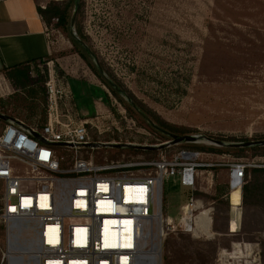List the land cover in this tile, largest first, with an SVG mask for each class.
Instances as JSON below:
<instances>
[{
	"label": "rangeland",
	"instance_id": "obj_1",
	"mask_svg": "<svg viewBox=\"0 0 264 264\" xmlns=\"http://www.w3.org/2000/svg\"><path fill=\"white\" fill-rule=\"evenodd\" d=\"M76 9L69 32L58 25L56 17L48 23L54 52L30 66L24 84L0 77V112L28 124L45 123L46 81L52 64L59 80L74 96L66 107L78 113L77 119L93 118L88 125L91 140L143 145L170 140L165 134H157L133 106L129 109L126 96L112 93L89 67L68 37L74 33L79 38L80 31L82 42L93 53L92 62L96 66L98 63L105 76L153 120L191 130L178 135H202L225 142L264 139V0H77L72 16ZM4 124L0 120V130ZM220 147L202 138L193 143L183 141L175 148L204 152L207 155H202L203 160L216 164L238 159L264 164V145L245 147L243 151ZM81 153L88 156L91 150ZM158 153L102 146L93 155L101 163L138 156L152 158ZM225 169L228 167L206 169L201 182L204 187L195 191L203 193L195 196L205 207H213L215 231L224 229L228 217L223 196L227 179L221 174L222 170L228 173ZM208 179L212 188H207ZM164 186V216L176 222L179 205L187 201L191 191L176 178H170ZM17 240L33 250L30 234ZM14 241L7 239L0 221V264H8V250ZM243 241L246 244H240L243 250L239 254L228 251L232 242ZM249 243L252 249L247 252L244 246ZM263 244L264 239L243 240L238 235L207 239L175 231L164 241L163 264H264ZM13 252L33 264L30 252Z\"/></svg>",
	"mask_w": 264,
	"mask_h": 264
},
{
	"label": "built area",
	"instance_id": "obj_2",
	"mask_svg": "<svg viewBox=\"0 0 264 264\" xmlns=\"http://www.w3.org/2000/svg\"><path fill=\"white\" fill-rule=\"evenodd\" d=\"M46 93L45 123L19 119L0 130V221L8 240L32 236L33 264H163L164 241L172 232L213 235V208L194 195L201 188L202 170L228 167L230 187L237 188L248 167L262 165L242 159L206 162L204 152L175 148L170 140L161 143L166 145L156 157L96 162L93 152L104 142L91 140L93 118L77 119L78 113L66 107L74 96L52 64ZM95 108L98 118L97 103ZM82 150L91 153L85 156ZM170 178L191 191L176 222L164 216V185ZM121 227L127 228L128 243L112 245L113 231L119 241ZM13 251L8 250V264ZM14 264L21 263L16 259Z\"/></svg>",
	"mask_w": 264,
	"mask_h": 264
},
{
	"label": "crops",
	"instance_id": "obj_3",
	"mask_svg": "<svg viewBox=\"0 0 264 264\" xmlns=\"http://www.w3.org/2000/svg\"><path fill=\"white\" fill-rule=\"evenodd\" d=\"M51 1L61 2L65 0H0V77H5L4 70L6 68L47 58L53 54L54 42L48 24L39 10V8H45ZM2 121L6 123L11 120ZM225 170H228L229 173V169ZM206 171L208 170H202L200 189L204 187H202L201 182L202 175ZM209 172L213 173L212 171ZM228 173L224 170L221 171V174L227 179V189L223 196L229 208L228 217L224 229L215 231L213 228L214 209H212V237L215 235H238L243 240H263L264 164L248 167L245 172L244 184L237 188L230 187ZM176 180L178 181L177 178ZM206 183L208 184L207 188L213 187L212 180L208 179ZM185 203L186 199L180 203L179 210L180 206ZM235 244H239L238 248L241 250L246 242H232L228 250L231 254L240 253ZM250 244L244 246L245 251L248 252L252 249ZM253 245L256 248L257 243L254 242ZM223 250L226 251V249Z\"/></svg>",
	"mask_w": 264,
	"mask_h": 264
},
{
	"label": "trees",
	"instance_id": "obj_4",
	"mask_svg": "<svg viewBox=\"0 0 264 264\" xmlns=\"http://www.w3.org/2000/svg\"><path fill=\"white\" fill-rule=\"evenodd\" d=\"M76 4H77V0H65V1H61V2H59V1H51V2H49V4L45 8H39V10H40V12H41V14H42V16L45 19L47 24L50 23L51 20L56 17L58 19V25L61 28H63V30H65L66 32H69V30L71 28V24L70 23H71L72 12H73ZM77 35L79 37L78 40L74 37V35L68 34V37L70 38L72 43H74L76 45L77 51L79 52L81 57L86 61V63L89 65V67L95 72V74L100 79H102L104 84L112 91V93H114L116 96H118L119 93L115 90V88L113 86H111L105 80V78H104L105 74H102L99 71L98 63H97V66H96V64L92 62V60H91V55L93 54L92 51L90 50V48L88 46H85L84 44H82V39H84V35L80 31L77 33ZM45 60H46V58H43V59H40V60H33L32 62H27V63L21 64L19 66L6 68L4 70V74H5V76L7 78H9L11 80H15V82H17L18 85L24 84V82L27 80L30 66L32 64H35V63H38V62H43ZM136 104L140 107L138 102H136ZM128 108L131 109V110L133 109L132 105L129 102H128ZM143 110L147 114H149L145 109H143ZM154 122L156 124L160 125L161 127L165 128V129H167V130H169L171 132L177 133V134L178 133L185 134V133L191 132V130H188L186 128H175V127H172L169 124H167L166 122L161 121V120L156 119V118L154 119ZM154 131L157 134L165 136L164 134H162L161 132H159L157 130H154ZM228 140L230 141V140H236V139L230 138ZM188 142L193 143V141H188ZM201 148L202 149H207L209 151H214L213 147L206 148V146H203ZM220 149L227 150V151H233V150L243 151L246 148L245 147L235 148V147L221 146ZM138 150L144 151V150H141V149H138ZM195 194L196 195H202L203 193L197 191V192H194V195ZM226 204H227V202H226ZM227 207H228V204H227Z\"/></svg>",
	"mask_w": 264,
	"mask_h": 264
},
{
	"label": "water",
	"instance_id": "obj_5",
	"mask_svg": "<svg viewBox=\"0 0 264 264\" xmlns=\"http://www.w3.org/2000/svg\"><path fill=\"white\" fill-rule=\"evenodd\" d=\"M76 15H77V9L72 16V20H71L72 25L75 22ZM72 34L74 35V33H72ZM82 44H84L86 46L85 43L82 42ZM98 66H99V71L102 74H104L101 66L99 64H98ZM104 78L116 90H120V88L110 78H108L105 75H104ZM127 98L129 100V102L131 103V105L134 107V109L138 112V114L142 118H144L151 127H153L155 130L161 132L162 134H165L166 136H168L170 138V143L178 144V143H181L183 141H193L194 142V141H198V140H201L202 138H204V139H207L208 141L215 143L219 146L249 147V146H255V145H264V139L246 140V141H238V142H225L224 140H221V139H216V138H212V137H208V136H202V135H190V134L178 135L177 133L171 132V131L161 127L160 125L156 124L154 122V120L149 115H147L143 110H141L140 108L137 107L135 102H133L132 99L128 95H127ZM0 119L4 120V121L11 120V121H14L16 123H20L18 119H16L13 116L7 115V114L0 113ZM33 134L36 137L39 136V134H37V133H33ZM165 145L166 144H161L159 146H149V145H132V144H125V143H123V144H113V143H105V142L101 143V146H103V147H113V148H125V147L132 148V147H135L137 149H143V150L163 149L165 147Z\"/></svg>",
	"mask_w": 264,
	"mask_h": 264
},
{
	"label": "bare ground",
	"instance_id": "obj_6",
	"mask_svg": "<svg viewBox=\"0 0 264 264\" xmlns=\"http://www.w3.org/2000/svg\"><path fill=\"white\" fill-rule=\"evenodd\" d=\"M111 223L116 224L117 222L115 220H113V221H111ZM119 231H120V237H121V239L118 241L117 236H116L117 230L113 231L114 232L113 233L114 237H113V239H111V244L112 245L120 246V245H123L124 242L125 243H128V241L126 240L127 238H125V235L123 234V232H126L127 231V228L126 227H121V229H119ZM117 244H119V245H117ZM10 246L14 250H19L21 252V254H23V253H25V252L28 251V252H30V257L32 255V252L33 251L31 250V247L29 245L28 246H22L21 244L18 243L17 238H15V241L13 243H11ZM235 246H236L237 250H240V248H238L239 247V244H235ZM225 255H226V253H225ZM10 256H11V258H10L11 264H14L15 261H16V259L17 260L19 259V261H20L21 264H29V262L25 261L22 257L20 259L18 256H14V255H10Z\"/></svg>",
	"mask_w": 264,
	"mask_h": 264
},
{
	"label": "flooded vegetation",
	"instance_id": "obj_7",
	"mask_svg": "<svg viewBox=\"0 0 264 264\" xmlns=\"http://www.w3.org/2000/svg\"><path fill=\"white\" fill-rule=\"evenodd\" d=\"M113 81V80H112ZM114 82V81H113ZM119 88H120V90H116L119 94H121V95H124V96H126V98H127V93L116 83V82H114ZM128 99V98H127ZM131 104V103H130ZM136 104V103H135ZM137 105V104H136ZM137 107L138 108H140L138 105H137ZM141 109V108H140ZM142 110V109H141ZM144 111V110H143ZM145 112V111H144ZM146 113V112H145ZM147 114V113H146ZM148 115V114H147Z\"/></svg>",
	"mask_w": 264,
	"mask_h": 264
}]
</instances>
